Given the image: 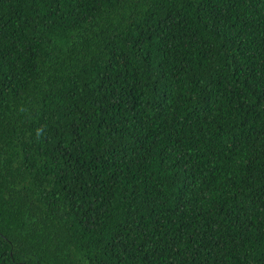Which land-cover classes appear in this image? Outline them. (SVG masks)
<instances>
[{"label": "trees", "instance_id": "obj_1", "mask_svg": "<svg viewBox=\"0 0 264 264\" xmlns=\"http://www.w3.org/2000/svg\"><path fill=\"white\" fill-rule=\"evenodd\" d=\"M0 264H264V0H0Z\"/></svg>", "mask_w": 264, "mask_h": 264}]
</instances>
